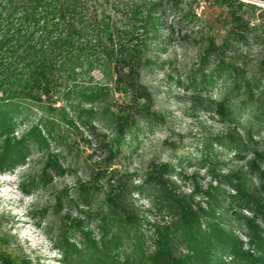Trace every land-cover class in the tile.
Instances as JSON below:
<instances>
[{"label":"rangeland","instance_id":"1","mask_svg":"<svg viewBox=\"0 0 264 264\" xmlns=\"http://www.w3.org/2000/svg\"><path fill=\"white\" fill-rule=\"evenodd\" d=\"M242 1L264 7L261 0ZM194 8L193 21L182 18L186 11L174 19V13L164 15L147 52L153 63L144 67L141 77L152 94L154 112L126 132L113 155L99 143L116 134L101 105H85L96 111L85 123L79 119L80 104L59 100L54 110L28 104L1 133L0 252L14 264H153L143 263V254L155 249L151 240L156 227L174 220L152 182L165 164L170 166L163 173L165 180L203 206L206 192L219 189L223 203L217 214H223L239 250L254 256L262 251L252 233L264 234V215L238 199L230 204V199L235 189L258 190L264 197V157L255 158L251 149L240 152L249 135L251 146L263 152L264 118L236 106L231 81L213 73V65L200 58L205 46L199 43L201 35L211 24L223 34L226 8L214 6L213 0H198ZM258 13L252 15L256 24ZM254 39L244 50L256 60L264 56V38ZM94 76L96 82L113 86L100 71ZM225 97L236 103L233 121L217 111L215 103ZM109 100L119 105L123 95L113 90ZM68 117L74 123L70 127ZM46 119L55 122L52 133L43 123ZM8 146L18 148L9 159L4 157ZM119 178L127 186L125 195L135 215L133 231L107 215L105 196ZM182 252H189L184 244L175 256L188 264Z\"/></svg>","mask_w":264,"mask_h":264},{"label":"trees","instance_id":"2","mask_svg":"<svg viewBox=\"0 0 264 264\" xmlns=\"http://www.w3.org/2000/svg\"><path fill=\"white\" fill-rule=\"evenodd\" d=\"M197 1L0 0V135L10 129L15 116L28 104L54 110L59 100L70 106L77 103L82 105L79 119L83 122L90 121L96 112L94 108H84L85 105H101L116 134L99 143L113 155L126 132L142 116L154 112L152 94L141 77L144 67L153 63L147 52L164 15L174 13V19L186 11L182 18L193 21L197 18L194 8ZM213 4L226 8L223 34L210 25L209 32L201 35L199 43L205 46L200 58L213 65V73L229 79L238 96L237 104L227 97L216 102L217 111L233 121L235 103L255 118H264V56L254 60L244 50L249 49L253 38H264V7L242 0H213ZM258 11L256 24L252 15ZM96 71L110 77L113 86L96 82ZM113 90L123 95L119 105L109 100ZM65 122L68 127L74 125L70 117ZM43 123L52 133L55 122L46 119ZM247 126L254 131V124ZM247 139L241 143L240 152L251 149L255 158H263L264 150L261 153L259 147L251 146L250 135ZM229 144H235L234 140H229ZM17 149L8 146L4 157L9 159ZM168 171L170 166L163 165L162 174L157 179L155 174L156 180L152 182L161 190L164 208L171 211L174 220L169 226L156 227V238L151 240L155 249L151 255L143 254V263L186 264L175 256L178 247L184 244L189 250L182 252L188 264H215L221 257L218 264H238V260L264 264V234L252 233L262 250L258 255L240 251L232 231L223 224V214H217L223 203L219 189L212 187L206 192L208 200L203 206L202 202L194 201V195L179 192L165 180L163 173ZM119 179L105 196L107 215L133 231L135 215L125 195L127 186L121 181L123 178ZM235 191L230 204L238 199L245 208L264 215V197L256 194L258 190ZM224 257L230 258V262ZM0 264L14 262L8 254L0 252Z\"/></svg>","mask_w":264,"mask_h":264},{"label":"built area","instance_id":"3","mask_svg":"<svg viewBox=\"0 0 264 264\" xmlns=\"http://www.w3.org/2000/svg\"><path fill=\"white\" fill-rule=\"evenodd\" d=\"M204 8V7H203ZM202 12L201 11H198V14L200 15Z\"/></svg>","mask_w":264,"mask_h":264}]
</instances>
